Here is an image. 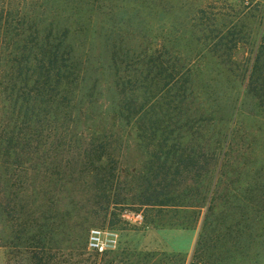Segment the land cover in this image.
<instances>
[{"label":"trees","instance_id":"trees-1","mask_svg":"<svg viewBox=\"0 0 264 264\" xmlns=\"http://www.w3.org/2000/svg\"><path fill=\"white\" fill-rule=\"evenodd\" d=\"M195 1L0 0V223L5 229L13 215L14 244L34 249L32 264H101V253L88 249L82 209H73L72 225L68 213H50L49 186L64 180L69 163L60 158L71 152L82 170L67 182L94 187L107 198L105 210L172 209L171 225L182 229L200 217L190 264H264V12L255 34L259 3L237 2L244 9L227 14L224 6L238 7L236 0ZM186 34L198 49L174 56ZM246 48L255 56H237ZM205 53L226 69V80L204 77ZM225 82L233 95L243 88L252 116L261 118L244 135L238 123L235 155L224 150L233 149L229 129L208 136L203 113L189 115L202 103L223 106ZM135 132L144 153L160 152L152 157L157 170L138 186L136 201H121L117 153ZM191 168L196 200L192 188L174 183ZM29 186L33 198L25 201ZM194 208L197 220L179 216ZM113 214L117 224L121 212ZM65 228L73 232L68 260L55 251L63 241L55 233Z\"/></svg>","mask_w":264,"mask_h":264},{"label":"rangeland","instance_id":"rangeland-1","mask_svg":"<svg viewBox=\"0 0 264 264\" xmlns=\"http://www.w3.org/2000/svg\"><path fill=\"white\" fill-rule=\"evenodd\" d=\"M176 1L179 2L180 0ZM208 1L215 2L214 0H203L202 2ZM251 1L257 5L259 3V9L257 11L258 18L254 21V33L256 34V29H258L260 23L259 17L261 18L264 12V0H236L233 4L238 7L233 8L229 3H226L224 7L225 13L227 14L238 13L243 10L244 7L238 5L237 2L247 4ZM195 2L199 3L197 0ZM169 27L170 19H167L165 27L167 31L170 30ZM185 37L186 39L183 40L182 46L180 45L176 53H173L174 56L184 57L193 47L194 50L198 49L195 48V40L190 34H186ZM170 56L172 55L170 54ZM237 56L249 57L255 56V53L252 54L250 50L246 48L241 50ZM200 57L205 60V78L209 76L215 78L217 74L221 73L223 79L226 80V69L217 65L216 57H213V55L209 53H205ZM231 87L232 85H228L227 82H225V85L222 87V91L227 92L226 101L224 100L223 106H221V103H219V106L213 103H202V105L194 106L189 115L200 112L203 113L207 119L204 126L207 130L205 134H208V136L218 134L220 130H222L223 136L229 129V132L232 134L229 135L227 143H231L233 149L227 146L224 150L231 151V153L235 155L237 154V150H234V148L236 149L239 146V144L236 146V141L240 140V136L238 137L237 132L238 123L239 127L246 126L242 133L239 134L244 135L243 133L249 132L250 127L257 126V123L261 122V118L252 116L253 107L250 105V101L244 97V89L242 88L241 91L239 86H236L235 94L233 95ZM227 101H231V103L228 104L229 102L227 103ZM235 106L236 108H234ZM230 119H232V122L229 124ZM137 134L138 133L135 132L124 140L122 150L117 153L121 172L118 178L120 184L116 186L119 195H115V198L121 201L128 197L134 198L136 201L139 193L138 186H146L148 179H150L157 170V164L155 163L153 165L154 161H152V157H154V155H159L160 152L150 149L151 151H149V153H144L139 144L140 139L137 137ZM210 139L211 142H213L214 139ZM240 142L241 144L245 143L244 140ZM211 151L212 150H209V153ZM60 159L68 161L69 169L62 168L63 172L61 178H64L62 182L56 185L54 183L49 186L51 190L50 196L53 198V210L50 213L57 219H60L68 213V216H71V218L67 224L72 225L75 220L78 221L73 209L81 208L82 210L79 212V216L82 218V221H85L84 226H87L88 229L99 227L117 231L120 235L119 246L115 250L99 254L98 260L101 264H190L201 226L199 208L188 209L179 213V216H186L187 219L191 220H197V217H199L200 220L198 219V222L194 223L196 225L192 229H182L172 226L171 221L175 213L171 211L172 209L152 208L150 206H140L139 204H111L107 211L105 210L106 205H108L107 198L98 194L94 187L79 182H75L74 184H69L67 182V180H72L75 176H79L82 170L81 164H75V154L71 152L63 155ZM71 159L73 161L69 162ZM128 170L131 172L129 176L126 174ZM174 170L175 168H172L170 171L173 173ZM196 171V169L192 168L188 171L181 169V171H179L181 176L177 175V179L174 181V183L181 182V190L188 187L192 188L193 200L197 198ZM161 172L159 178L164 174L162 170ZM172 175L175 174L173 173ZM170 178L171 175H169L168 180H170ZM56 179L57 176L54 177V180ZM124 181H126L125 185ZM202 182L204 183V180ZM206 183L207 181L205 180L204 184ZM27 191L24 197L25 201L29 197L31 199L33 198L30 194V186ZM6 199H12L8 193L6 194ZM112 212H116V214L121 212V215L118 216L120 221L117 222V224L114 223L117 221V217L114 214L112 215ZM132 214H141L142 220H135L133 217H130ZM23 218H26V215H23ZM85 218L86 220H84ZM12 220L13 215L11 214L9 217L10 224H8L5 229L2 228L0 223V235L5 232V242L7 243L6 248H0V264H32L33 260L31 259L34 256V249L24 247L23 245L18 247L14 244V234L10 227ZM148 220L154 221V224H148ZM112 226H115L114 228L116 229H111ZM71 233L73 236V232L69 228L59 230L55 233L56 236L54 240H63L61 242V250H59L60 248H55V251L64 260H68L71 257ZM90 254L91 253H87L84 256L89 257Z\"/></svg>","mask_w":264,"mask_h":264},{"label":"built area","instance_id":"built-area-1","mask_svg":"<svg viewBox=\"0 0 264 264\" xmlns=\"http://www.w3.org/2000/svg\"><path fill=\"white\" fill-rule=\"evenodd\" d=\"M135 220H142L141 214H132ZM120 242V235L115 230L93 227L88 234V249L99 253L117 249Z\"/></svg>","mask_w":264,"mask_h":264}]
</instances>
